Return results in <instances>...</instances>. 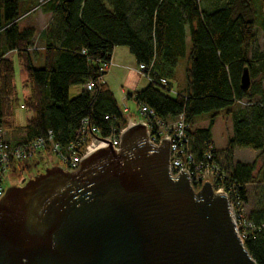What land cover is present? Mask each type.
I'll return each mask as SVG.
<instances>
[{
    "label": "trees",
    "instance_id": "trees-1",
    "mask_svg": "<svg viewBox=\"0 0 264 264\" xmlns=\"http://www.w3.org/2000/svg\"><path fill=\"white\" fill-rule=\"evenodd\" d=\"M37 5L52 14L38 34L40 67L34 66L36 52H31L34 28H19L20 19ZM257 23L264 35V0L207 4L202 0H0V121L8 132L19 105L11 58L16 54L28 91L21 105L31 115L10 134L13 143L43 137L50 130L53 141L65 148L78 139L84 118L100 136L108 137L113 129L126 125V118L113 92L98 81L99 69L111 60L115 47H126L137 64L151 66L152 71L148 84L127 93L128 98L137 108H153L163 121L184 114L195 158L200 159L210 146L228 180L235 183L244 212L241 223L253 225L239 228L243 245L257 264H264V203L244 211L246 185L259 176L264 179L263 167L257 165L264 157V89L255 81L247 90L240 86L245 67L250 79L264 75V46L252 52ZM184 58L186 83L175 90L170 80ZM88 81L94 83L91 90L81 88L69 96L71 86L83 87ZM228 106L234 108V120L224 166L217 159L210 129L215 116ZM206 112L212 113L209 126L194 128L196 117ZM238 148L257 152L256 159L233 163Z\"/></svg>",
    "mask_w": 264,
    "mask_h": 264
},
{
    "label": "water",
    "instance_id": "water-1",
    "mask_svg": "<svg viewBox=\"0 0 264 264\" xmlns=\"http://www.w3.org/2000/svg\"><path fill=\"white\" fill-rule=\"evenodd\" d=\"M249 70L240 77L250 87ZM73 171L46 168L0 198V264H257L226 196L169 169V139L142 123Z\"/></svg>",
    "mask_w": 264,
    "mask_h": 264
},
{
    "label": "built area",
    "instance_id": "built-area-1",
    "mask_svg": "<svg viewBox=\"0 0 264 264\" xmlns=\"http://www.w3.org/2000/svg\"><path fill=\"white\" fill-rule=\"evenodd\" d=\"M110 65L111 60L100 67L98 76L100 83L103 82L102 76ZM136 71L144 79L151 80V66L147 67L145 64L140 63L136 65ZM160 82L166 84L165 79H160ZM93 86V81H88L84 85V89L91 90ZM172 92L176 94L175 90ZM124 111L127 112L125 109ZM138 112L140 117L137 119H134L131 115H126V125L119 129H113L108 137L100 136L99 130L94 126H88V121L84 118L81 120L78 130V139L65 146V148H61L59 144L53 141L52 131L50 130L43 137L21 144L13 143L0 121V198L5 193L3 181L6 173L13 170L18 173L24 171L26 161L38 151H45L48 148L59 158L60 163L68 168V171H73L79 167L82 157L102 144L109 142L111 148L118 152L122 131L127 127L142 123L146 127L148 141L153 145L159 146L164 138L169 139L168 169L173 176L181 174V170L185 171L195 191L199 190L205 182L210 183L214 192H222L226 196L229 211L238 233L241 225L252 229L253 225L250 222L244 221L243 224L241 223L244 212L240 208L238 189L234 182L228 180L226 171L214 159L210 146L200 159L195 158L190 147L192 139L187 133L188 124L184 114H179L173 120L163 121L156 115L153 108L146 105H139ZM105 118L107 119L108 116ZM239 236L242 239L244 235L239 233Z\"/></svg>",
    "mask_w": 264,
    "mask_h": 264
},
{
    "label": "rangeland",
    "instance_id": "rangeland-1",
    "mask_svg": "<svg viewBox=\"0 0 264 264\" xmlns=\"http://www.w3.org/2000/svg\"><path fill=\"white\" fill-rule=\"evenodd\" d=\"M202 1L203 4H207L209 2V0H202ZM51 18H52L51 13L43 12L41 8L37 5L34 6L32 9H30L27 12V14L20 19L19 22L20 29H23L25 27H31L34 28L36 32V38L34 39L33 46L31 47L32 54L35 51L36 55L39 53L42 55V50L40 49L41 41L38 39V34L47 25V23L51 20ZM263 46H264V35L262 32V28L260 27L259 23H257L254 29V42L252 45V52L262 50ZM11 58L14 62L15 84H16L17 95L19 98V105L16 106L15 108L14 117L12 119V127L8 131L9 136L17 127L24 125L27 119L31 115V112L25 109L24 107H22L21 105L24 96L28 93L27 89L22 85V80L24 79V73L21 70V65L19 63L17 55L12 54ZM186 59L187 58H184L179 61L176 76L174 79L170 80V84L175 90L183 89L185 86L186 78H185L184 64L186 62ZM111 65H112V61H111ZM34 66L40 67V65H38L37 63H34ZM109 68L110 67H108V69ZM135 71H136V66H135ZM137 75L140 78L144 79V77H142L140 74L137 73ZM144 80H146L147 83L149 82L147 79ZM254 81L256 83H259L261 87L264 89V75L262 73H258L255 78L251 79V82ZM81 88L84 89V86L83 87L71 86L69 89V96L70 97L75 96ZM116 99L120 107L123 108V105L118 97V94L116 95ZM257 99L258 98L255 97V100ZM244 103L245 101H243V104ZM127 104L129 106L130 111L127 112L126 114L133 116L134 119L139 118L140 113L138 112V108H136V106H134V104L130 101L129 102L127 101ZM211 114H212L211 112H206L197 116L193 127L197 128V127L209 126ZM233 120H234V108L233 106H228L226 109L221 110L215 116L213 125L210 129L212 133V140L214 142V146L217 148L220 158L223 159V161L226 160V146L228 139L230 138L233 132ZM11 139L12 137L10 138V140ZM256 157H257V152L249 148H238L234 152L233 160L242 161V162H253L256 159ZM26 163L27 166L29 167L28 171L24 170L18 173L16 172V170H13L6 173V176L3 181L5 189L8 188V186L16 183L18 178H22V177L25 178L33 174L36 176L37 174L43 172L48 167L57 165L63 168L64 170L68 169L66 166L60 163L59 158H57V156L54 153H52V151L50 152L48 150L38 151L35 155L30 157L26 161ZM223 165L225 166V164ZM257 165L258 168L263 167L261 171L262 170L264 171V157L258 158ZM255 174L258 175V172ZM246 190H247L248 201L244 206L245 212L249 211L251 208H253L255 205H258L259 203H264V179H261L260 176L253 183L247 184Z\"/></svg>",
    "mask_w": 264,
    "mask_h": 264
},
{
    "label": "crops",
    "instance_id": "crops-1",
    "mask_svg": "<svg viewBox=\"0 0 264 264\" xmlns=\"http://www.w3.org/2000/svg\"><path fill=\"white\" fill-rule=\"evenodd\" d=\"M187 46L189 48V40L187 39ZM111 61L112 65L107 70L105 75L103 76V82L108 86V88L113 92L115 98L118 94V97L123 105V108L127 112L130 111L127 101L132 102L135 106L133 99L128 98L127 93H132L137 90L144 88L148 83L146 80L140 78L136 71L135 66L137 65L134 56L129 52L126 47H115L111 54ZM34 63L38 65H43V57L39 53L34 57ZM186 62L184 64V69L186 67ZM116 93V95H115ZM117 100V99H116ZM118 102V101H117ZM120 106V105H119ZM137 108V107H136ZM127 112L124 111V115L126 116ZM211 140H212V133H211ZM213 146L214 142L212 140ZM216 151L217 159L220 163L226 165V160L220 158V155L217 151V148L214 146ZM235 152V151H234ZM234 156V155H233ZM242 162V161H234ZM243 163H250V162H243Z\"/></svg>",
    "mask_w": 264,
    "mask_h": 264
},
{
    "label": "flooded vegetation",
    "instance_id": "flooded-vegetation-1",
    "mask_svg": "<svg viewBox=\"0 0 264 264\" xmlns=\"http://www.w3.org/2000/svg\"><path fill=\"white\" fill-rule=\"evenodd\" d=\"M35 176L34 174L28 177H22L18 178L17 182L13 184V186H23V184L26 182L27 179H30L31 177ZM6 191V189H5Z\"/></svg>",
    "mask_w": 264,
    "mask_h": 264
}]
</instances>
